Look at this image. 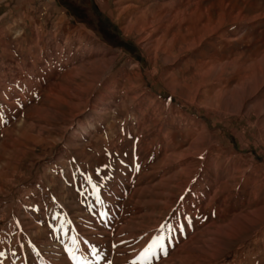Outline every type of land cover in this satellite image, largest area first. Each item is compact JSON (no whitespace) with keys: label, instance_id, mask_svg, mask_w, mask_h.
I'll list each match as a JSON object with an SVG mask.
<instances>
[{"label":"rangeland","instance_id":"obj_1","mask_svg":"<svg viewBox=\"0 0 264 264\" xmlns=\"http://www.w3.org/2000/svg\"><path fill=\"white\" fill-rule=\"evenodd\" d=\"M77 261L264 264V0H0V264Z\"/></svg>","mask_w":264,"mask_h":264},{"label":"snow or ice","instance_id":"obj_2","mask_svg":"<svg viewBox=\"0 0 264 264\" xmlns=\"http://www.w3.org/2000/svg\"><path fill=\"white\" fill-rule=\"evenodd\" d=\"M160 247L163 248L164 245L161 244ZM68 251H69V254L72 255V259L73 260H77V257L74 254H72V250L71 249H68ZM77 264H81V262L80 261H77Z\"/></svg>","mask_w":264,"mask_h":264},{"label":"bare ground","instance_id":"obj_3","mask_svg":"<svg viewBox=\"0 0 264 264\" xmlns=\"http://www.w3.org/2000/svg\"><path fill=\"white\" fill-rule=\"evenodd\" d=\"M254 72H255V71H254ZM254 72H253V73H254ZM258 76H259V75H258ZM261 79H262V78H261ZM244 80H245V79H244ZM261 83H262V82H261ZM252 86H253V85H252ZM243 87H244V86H243ZM1 88H2V87H1ZM247 88H248V87H247ZM262 102H263V101H262Z\"/></svg>","mask_w":264,"mask_h":264}]
</instances>
